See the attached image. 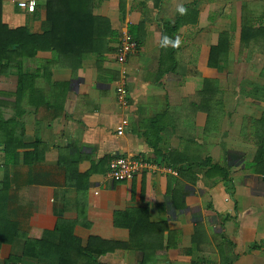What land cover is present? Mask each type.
<instances>
[{"label": "crops", "instance_id": "crops-1", "mask_svg": "<svg viewBox=\"0 0 264 264\" xmlns=\"http://www.w3.org/2000/svg\"><path fill=\"white\" fill-rule=\"evenodd\" d=\"M28 1L8 0L9 15L24 18L13 27L44 34L47 0H34L33 13L18 6ZM85 4L75 8L92 11L87 34L102 43L82 60L62 58L48 76L41 70L18 102L17 79L0 83L2 116L16 118L23 143L10 153L0 146V219L21 233L0 247V264L22 257L27 239L58 243L60 222L73 224L80 248L98 246L93 238L127 244L130 230L115 217L128 211L142 217L138 243L95 264H264V175L253 165L264 140V44L241 49L244 24L264 28V0ZM222 33L231 39L228 61L210 65ZM126 35L138 48L123 76L117 49ZM165 37L180 47H163ZM54 51L26 66L37 71ZM121 86L127 106L118 102ZM116 157L145 158L158 169L113 181ZM147 221L166 229L162 238L146 232ZM68 256L67 264H92L79 249Z\"/></svg>", "mask_w": 264, "mask_h": 264}, {"label": "trees", "instance_id": "trees-1", "mask_svg": "<svg viewBox=\"0 0 264 264\" xmlns=\"http://www.w3.org/2000/svg\"><path fill=\"white\" fill-rule=\"evenodd\" d=\"M95 1L47 0V18L50 29L44 34L37 35L31 33L27 26L13 27L9 24L5 17L4 0H0V83L3 78L14 77L17 79V89L14 93L17 102L26 90L32 92L35 90L36 80L42 76L41 70H46L48 76L52 68L60 66L62 58L67 57L73 61L77 59L82 60L87 51H93L96 45L102 43L103 39L97 35H94V38L92 37L93 39H91L92 30L87 34V21L93 20L92 11L87 10L82 13L75 8V2L86 3L85 5H87V3ZM100 21L105 20L101 19ZM242 28L241 49L256 48L264 44V28L255 29L245 24ZM108 33L111 34V32ZM230 40L226 33L221 34L219 46L212 50L210 65H216V62H218L222 66L227 63L231 51ZM88 44H92V48L88 47ZM48 49L55 50L56 55L54 59L42 64L37 71L28 69L26 64L35 60L39 52ZM262 75L264 76V69ZM3 94V92H0V95ZM3 103V101H0V146L7 153H10V151L17 152V149L23 146V143H20L22 136L20 135V137L16 131V127L18 126L16 118L14 120H5L3 118ZM261 122L264 125V117ZM253 165L257 172L264 175V140L261 142ZM131 213V211L119 213L115 217L116 226L125 227L130 230L131 239L127 244L106 242L93 238L91 239L93 243H100L98 246L94 244V246H90L87 249L80 248V242L73 236V224L60 222L55 231L59 237L58 243H54L52 239L49 240L47 238H44L42 241L27 239L23 256L11 257L7 260L6 264H22L25 258L36 260L37 263L67 264L71 262L68 253L70 254L71 250L74 249H79L87 256H91V263L95 264L101 256H105L109 252L116 249L126 250L138 243L140 237L138 228L142 225V217L136 212L131 217ZM129 220L132 222L127 223L126 221ZM146 223L148 225L146 232H153V234L162 238L163 232L166 230L162 225H153L148 221ZM19 236H21V233L17 224L1 217L0 247L3 244L13 243ZM161 245L163 246V243ZM146 250L145 247L143 249L145 258Z\"/></svg>", "mask_w": 264, "mask_h": 264}, {"label": "built area", "instance_id": "built-area-1", "mask_svg": "<svg viewBox=\"0 0 264 264\" xmlns=\"http://www.w3.org/2000/svg\"><path fill=\"white\" fill-rule=\"evenodd\" d=\"M18 6L28 12L33 13L36 7V1L20 2ZM138 48L137 42L131 35H126L120 42L117 49V60L122 65L121 74L126 76V63L129 55L136 52ZM128 91L124 86L118 88V102L122 106L128 104ZM122 135V131L119 132ZM158 169L155 164H152L145 158H129L116 157L109 163V177L113 181L124 182L134 179L145 171Z\"/></svg>", "mask_w": 264, "mask_h": 264}, {"label": "clouds", "instance_id": "clouds-1", "mask_svg": "<svg viewBox=\"0 0 264 264\" xmlns=\"http://www.w3.org/2000/svg\"><path fill=\"white\" fill-rule=\"evenodd\" d=\"M179 11H180L181 14H185L187 10L185 8H183V7H180ZM169 45H171L174 48H179L180 45H181V41H180L179 38H176L175 40H172L171 38L165 37V39L162 41V46L163 47H167Z\"/></svg>", "mask_w": 264, "mask_h": 264}, {"label": "rangeland", "instance_id": "rangeland-1", "mask_svg": "<svg viewBox=\"0 0 264 264\" xmlns=\"http://www.w3.org/2000/svg\"><path fill=\"white\" fill-rule=\"evenodd\" d=\"M8 0H4V4H5V17H6V20L9 24H11L12 26H16L17 24L20 25V23H14V19L17 20V22H24V18L22 17H12L11 15H9V13L6 11L7 9V5H8ZM26 26V25H24ZM31 62H35V60H32ZM12 89H14V87H12Z\"/></svg>", "mask_w": 264, "mask_h": 264}]
</instances>
